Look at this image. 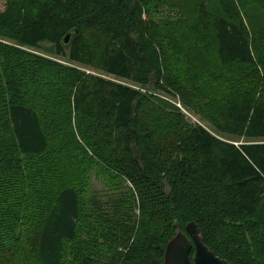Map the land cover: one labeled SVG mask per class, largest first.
I'll return each instance as SVG.
<instances>
[{"label":"trees","instance_id":"trees-1","mask_svg":"<svg viewBox=\"0 0 264 264\" xmlns=\"http://www.w3.org/2000/svg\"><path fill=\"white\" fill-rule=\"evenodd\" d=\"M258 26L264 45V0H7L0 264H163L190 221L231 264H264ZM93 172L108 187L73 183Z\"/></svg>","mask_w":264,"mask_h":264},{"label":"rangeland","instance_id":"rangeland-1","mask_svg":"<svg viewBox=\"0 0 264 264\" xmlns=\"http://www.w3.org/2000/svg\"><path fill=\"white\" fill-rule=\"evenodd\" d=\"M6 1L7 0H0V11H2L4 8H5V5H6ZM191 5L189 6V9H186V10H183V13L185 16L189 15L191 13ZM197 12L195 11L193 13V16L194 18H197ZM184 17V16H183ZM192 18V17H191ZM188 20V19H187ZM187 23L190 25L191 21ZM260 29L261 27L258 26L256 27V33L257 34H251V37L253 39V45L256 44V46L258 48L264 46L263 45V39L261 37V35L263 34H260ZM251 33V31H250ZM185 35L184 34V29H182V34L181 36ZM256 35V36H255ZM256 37H258V39H256ZM51 46L50 45H45V49L44 50H41V51H34V52H37L47 58H51L53 60H56L58 62H61V63H64V64H69L65 59H63L62 57H59V56H56L54 54V52H52L51 50ZM190 59H193L192 56H190V54L188 55ZM211 58V56H210ZM212 59V58H211ZM191 63V62H190ZM195 63V60L193 62V64ZM197 64V63H196ZM200 65H201V62H200ZM78 68H80L82 71H85L87 73H93V74H102L99 70L95 69V68H90V67H85V66H78ZM246 68V66H241V65H234L233 67L230 68L231 72H232V75H235V76H239L240 74L241 75H246L247 72H244L243 73V70ZM246 71H248V74L249 76H256L258 71L259 72H262V68H261V63L259 62H256L255 64L253 65H249L248 69H246ZM256 78V77H255ZM119 82H124V81H121V80H118ZM130 85L132 86H135L133 84L130 83ZM202 86L205 85V83H201ZM159 96L161 98H163L164 100H166L167 102L169 103H172L173 105L179 107L181 109V111L186 114V116L188 117V119L192 122V123H199V124H202L204 126H206L207 128H209L211 131L213 130L212 127L205 121L204 117L200 115V113L196 112L195 110H189L188 107H186L183 102H182V99L180 98V96H177V97H173V96H170V95H166V94H159ZM223 99V97H222ZM203 102V101H202ZM203 107H210V106H206V105H202ZM218 105L214 106V107H217ZM207 112H209L207 109H206ZM240 141H243V139H240ZM96 171V170H95ZM96 172H93L91 176H89V174L87 176H79L77 178V180L73 181V183L75 185H77L79 188H87V186H89L90 184V187H95L96 189H102L104 188V185L106 187H108L107 185H109V182L107 183L104 178L102 177H96L95 176ZM24 258H26V262L30 263V264H35L34 263V260L32 257H34L33 255V252H29V255L28 256H23Z\"/></svg>","mask_w":264,"mask_h":264},{"label":"water","instance_id":"water-1","mask_svg":"<svg viewBox=\"0 0 264 264\" xmlns=\"http://www.w3.org/2000/svg\"><path fill=\"white\" fill-rule=\"evenodd\" d=\"M72 34L65 37L69 43ZM194 248V254L191 255ZM163 264H231L221 258L203 240V234L196 221H190L185 231L179 228L165 248Z\"/></svg>","mask_w":264,"mask_h":264}]
</instances>
